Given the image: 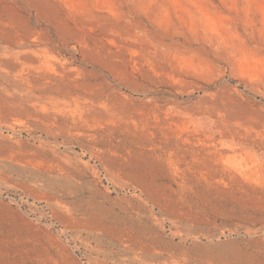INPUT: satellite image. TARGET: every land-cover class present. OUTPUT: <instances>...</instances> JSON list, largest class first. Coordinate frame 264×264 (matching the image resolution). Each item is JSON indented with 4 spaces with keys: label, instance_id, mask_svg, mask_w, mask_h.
Wrapping results in <instances>:
<instances>
[{
    "label": "rangeland",
    "instance_id": "374dc122",
    "mask_svg": "<svg viewBox=\"0 0 264 264\" xmlns=\"http://www.w3.org/2000/svg\"><path fill=\"white\" fill-rule=\"evenodd\" d=\"M0 264H264V0H0Z\"/></svg>",
    "mask_w": 264,
    "mask_h": 264
}]
</instances>
